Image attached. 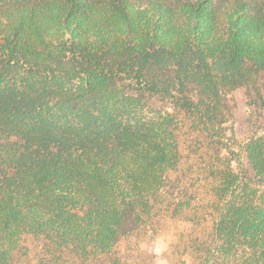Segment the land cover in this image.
Returning a JSON list of instances; mask_svg holds the SVG:
<instances>
[{"label":"trees","instance_id":"1","mask_svg":"<svg viewBox=\"0 0 264 264\" xmlns=\"http://www.w3.org/2000/svg\"><path fill=\"white\" fill-rule=\"evenodd\" d=\"M263 79L264 0H0V264H264Z\"/></svg>","mask_w":264,"mask_h":264},{"label":"rangeland","instance_id":"2","mask_svg":"<svg viewBox=\"0 0 264 264\" xmlns=\"http://www.w3.org/2000/svg\"><path fill=\"white\" fill-rule=\"evenodd\" d=\"M264 83V79L262 80ZM232 110V124L237 149L253 138L252 113L248 104V96L244 90H239L228 96ZM166 190L171 199L178 194H186L175 178ZM192 209H200L199 200L193 201ZM194 229L193 225L185 222H168L164 226V233L153 243L145 245L143 249L154 264H173V260L181 257L184 243L187 242L188 233ZM184 242V243H183ZM190 263L188 257H183Z\"/></svg>","mask_w":264,"mask_h":264}]
</instances>
